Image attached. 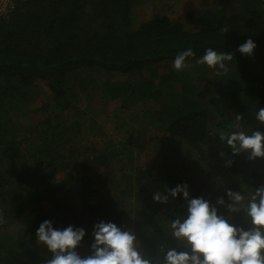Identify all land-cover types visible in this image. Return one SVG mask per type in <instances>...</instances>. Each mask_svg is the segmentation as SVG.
<instances>
[{
    "label": "trees",
    "instance_id": "16d2710c",
    "mask_svg": "<svg viewBox=\"0 0 264 264\" xmlns=\"http://www.w3.org/2000/svg\"><path fill=\"white\" fill-rule=\"evenodd\" d=\"M148 3L12 0L0 13V264H46L51 253L36 238L45 220L54 229L86 227L76 249L81 257L92 254L93 226L101 221L133 232L151 264H164L172 248L190 253L170 228L186 218V201L152 199L183 183L190 198L202 197L230 224L250 227L243 212L227 211L226 192L248 196L264 185V158L233 156L219 133L234 130L237 114L246 131L264 132L255 119L264 107V72L254 92L246 75L221 78L209 99L193 70L178 74L172 62L189 48V62L207 48L241 55L238 47L252 39L263 68L264 0H238L230 10L205 0L204 11H187L183 21L166 14L136 19L135 9ZM154 63L167 71L145 68ZM34 95L44 99L31 118L33 108L20 102ZM11 113L32 122L29 136H16ZM106 193L118 199L103 203Z\"/></svg>",
    "mask_w": 264,
    "mask_h": 264
},
{
    "label": "clouds",
    "instance_id": "9594fccd",
    "mask_svg": "<svg viewBox=\"0 0 264 264\" xmlns=\"http://www.w3.org/2000/svg\"><path fill=\"white\" fill-rule=\"evenodd\" d=\"M228 31V27L221 29L224 34ZM255 47L253 40L248 39L237 50L242 55L251 56ZM189 58H195L191 48L178 53L172 62L173 69L176 72L191 69L193 65ZM233 58L231 52L207 48L202 57L195 59V64L206 65L212 70L213 76H220L228 73V64ZM255 119L264 126V107L259 108ZM241 120L242 116L237 114L235 123L231 125L234 130L220 132L219 140L226 142L233 156L247 152L250 161L264 158V132L253 129L246 131ZM219 154L225 156L223 151ZM231 163V160L226 161V166ZM178 195L187 203V216L171 221V235L185 248H190V253L172 248L164 256V264H264V185L256 187L248 196L239 191L226 192L230 201L226 206L227 211L243 212L250 225L247 230L230 224L204 198H190L186 183L167 189V195L157 191L152 199L164 204L168 202L169 196L175 199ZM216 203L223 205L225 201L218 198ZM0 223H3L2 215ZM85 235V230L80 227L54 229L49 220L43 221L36 231L37 241L44 244L52 256L46 264H151L150 259L137 250L134 233L122 230L113 222L94 224L92 254L81 257L76 249Z\"/></svg>",
    "mask_w": 264,
    "mask_h": 264
},
{
    "label": "rangeland",
    "instance_id": "374dc122",
    "mask_svg": "<svg viewBox=\"0 0 264 264\" xmlns=\"http://www.w3.org/2000/svg\"><path fill=\"white\" fill-rule=\"evenodd\" d=\"M206 1H209V3L211 2V0H206ZM214 1H216L218 3L217 5H222L225 8H228L229 10H230V8L236 7L238 4V0H214ZM169 2H170L169 4H163V0H149V3L147 5H140L139 7H137L135 9V12H136V13L134 12L135 17H136V19L141 20V19H144V18L146 19V18L151 17V16H160V15L166 14L171 18H178L180 21H183L184 20L183 19L184 14L187 11H192V12L196 13V12L204 11V8H205V6L203 5L205 0H170ZM241 55L237 54V53L234 54L233 60L231 62H229V64H228V68H229L228 73L224 74V75H220V77H218L217 80L213 81V84H212L213 86L210 83L211 80L213 79V78H211V77H213V75H212V73H210V74L208 73V71H212V70H210L206 65L197 66L195 64V61L190 62L193 65L191 68L193 70V75L196 78H198L196 80H199V82H201V86L206 88V90H205L206 93H204L206 97H208L210 99V96L211 97L215 96L216 90L221 83V78H226L229 80L232 78V76L236 77L237 75H243V76L246 75V77L249 79V82L251 83L250 88H249L250 92L255 91V83H257L256 78H257L258 72L259 71L264 72V67L261 68L260 57L255 56V54H253L254 58H250L248 55H243L241 57ZM239 61H241V62H239ZM235 65L236 66L239 65L236 70H235V68H236ZM145 68L148 70L154 69L155 71H157L159 73H163V72L167 71L168 66L165 63H154L150 66H145ZM177 73L179 74V72H177ZM189 73H190V69L186 70L185 74L187 75V77L190 76ZM106 75H104V76H106ZM198 76H201V77H198ZM107 78H108V76L105 77V82L108 81ZM115 78L119 79V76L115 75L114 79ZM121 78H124V77L122 76ZM130 78H132V76H128L127 79H130ZM183 80L186 81V79H183ZM179 82H181V80L176 79L174 83L177 84ZM37 84L43 86L44 89L47 90V88L44 86V84L42 82H40V81L35 82V85H37ZM215 88H216V90H215ZM9 90H11V89H9ZM3 99L6 100V96L5 97L3 96ZM43 99H44L43 95H39V96L34 95V96L28 98L26 101H23L22 103L20 102V104L26 111H28V108L29 109L33 108L32 110H30L28 112V117L30 116L31 118H35V117H33L34 116V109L37 108V106L41 105V102L43 101ZM152 103L156 104L155 101ZM200 104L203 105V103H199V105ZM23 112H25V111H23ZM0 113H2V111H0ZM11 115L13 117V118L12 117L11 118L15 121V123L17 122L19 125V127H17V130H15V133L17 134L16 136L17 137L23 136V134H26V137L29 136L31 133L30 124L32 122L29 120L27 122L26 121L20 122V121H17V119L14 117L13 113H11ZM36 116H37V114H36ZM111 123H113V122H111ZM20 125H23L25 127L21 129ZM28 125H29V127H28ZM110 126L112 127V125H110ZM110 130H112V128H110ZM98 139L99 138H97V140ZM150 139H151V137L148 136L147 143L150 142ZM98 142H100V140ZM149 146L150 145H148V147ZM138 159H139V157L137 156V161H138ZM69 168L72 169L73 168L72 165H69ZM190 188L191 187H189V190H190ZM115 196H116L115 193L114 194L113 193H108V194L106 193V195H104L103 203H107V202L110 203L111 201H115L116 199H118ZM82 228L84 229L86 227L84 226ZM89 231H91V229H89Z\"/></svg>",
    "mask_w": 264,
    "mask_h": 264
},
{
    "label": "built area",
    "instance_id": "2783aa9c",
    "mask_svg": "<svg viewBox=\"0 0 264 264\" xmlns=\"http://www.w3.org/2000/svg\"><path fill=\"white\" fill-rule=\"evenodd\" d=\"M12 6V0H0V13L6 14Z\"/></svg>",
    "mask_w": 264,
    "mask_h": 264
},
{
    "label": "crops",
    "instance_id": "0c3cea01",
    "mask_svg": "<svg viewBox=\"0 0 264 264\" xmlns=\"http://www.w3.org/2000/svg\"><path fill=\"white\" fill-rule=\"evenodd\" d=\"M2 116L4 117V114L0 113V118H1ZM14 125H15V128L19 127V125H18L17 122H16ZM23 125H24V124H23ZM23 125H20V126H23ZM16 126H17V127H16ZM23 128H24V126H23Z\"/></svg>",
    "mask_w": 264,
    "mask_h": 264
}]
</instances>
